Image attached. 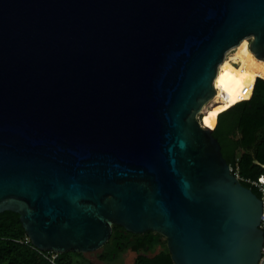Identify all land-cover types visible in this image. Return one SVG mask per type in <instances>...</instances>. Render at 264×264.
<instances>
[{"label": "water", "instance_id": "water-1", "mask_svg": "<svg viewBox=\"0 0 264 264\" xmlns=\"http://www.w3.org/2000/svg\"><path fill=\"white\" fill-rule=\"evenodd\" d=\"M246 37L264 60V0H0V211L39 250L118 224L174 264H256L261 200L197 119Z\"/></svg>", "mask_w": 264, "mask_h": 264}, {"label": "trees", "instance_id": "trees-1", "mask_svg": "<svg viewBox=\"0 0 264 264\" xmlns=\"http://www.w3.org/2000/svg\"><path fill=\"white\" fill-rule=\"evenodd\" d=\"M254 82L251 97L238 102L240 88ZM213 84L216 101L200 117V123L209 127L207 120L212 125L211 134L218 140L223 157L237 171L241 184L259 196L247 180L264 173V68L252 54H247L222 66ZM213 112H216L214 117ZM100 248L98 260L113 259L116 252L131 249L136 253L135 264H174L166 238L152 230L131 233L113 224L108 240ZM53 254L56 256L51 261ZM0 264H94V261L86 252L35 248L25 233L19 213L3 210L0 211Z\"/></svg>", "mask_w": 264, "mask_h": 264}, {"label": "rangeland", "instance_id": "rangeland-1", "mask_svg": "<svg viewBox=\"0 0 264 264\" xmlns=\"http://www.w3.org/2000/svg\"><path fill=\"white\" fill-rule=\"evenodd\" d=\"M250 42V37H246L245 39H243L239 45L228 49L225 54H224V58L222 60V62L220 63L218 70L228 64L231 63L235 60H239L244 58L247 54H251L249 51V47H248V42ZM245 45L247 46L245 48ZM262 64V68H264V63L260 62ZM218 72V71H217ZM218 96V95H217ZM216 100L212 99L210 100L208 103H206V105L203 108V113L215 102ZM209 105V106H207ZM197 119L200 120V116H197ZM87 256L92 258L94 261V264H135L134 260H135V256L136 253L133 252L131 249H126L124 251H119L116 252L115 257L112 258H107L104 260H98L97 259V254L101 253V248L96 249L94 251H88L86 252Z\"/></svg>", "mask_w": 264, "mask_h": 264}, {"label": "built area", "instance_id": "built-area-1", "mask_svg": "<svg viewBox=\"0 0 264 264\" xmlns=\"http://www.w3.org/2000/svg\"><path fill=\"white\" fill-rule=\"evenodd\" d=\"M247 42L249 44V41H247ZM217 71H218V68H217ZM257 78H261V77H257ZM254 84H255V82L252 83V84L243 85L240 88L238 102L243 101V100H247V99H249L251 97L252 92H253V88H254ZM207 106H209V105H207ZM203 114H204L203 111H201V113H199L198 115L201 118H203V116H202ZM230 171L238 180L240 179L237 171H233V169L231 167H230ZM261 177H264V173L259 174L255 179H251V180L248 179L247 180L260 193L259 198H260L261 204H262V211H261V215H260L259 228L262 230V233H263V241H262V246H261V254H260V257H259V259H258L256 264H264V183L260 182V178ZM55 256H56V254H53L50 260L52 261V259Z\"/></svg>", "mask_w": 264, "mask_h": 264}, {"label": "bare ground", "instance_id": "bare-ground-1", "mask_svg": "<svg viewBox=\"0 0 264 264\" xmlns=\"http://www.w3.org/2000/svg\"><path fill=\"white\" fill-rule=\"evenodd\" d=\"M243 39H245V38H243ZM243 39H241L240 42H241ZM240 42H239L237 45H239ZM237 45H236V46H237ZM249 51H250V49H249ZM250 53L252 54L251 51H250ZM252 56H253L257 61L264 63V60L255 57L253 54H252ZM219 65H220V64H219ZM218 67H219V66H218ZM216 76H217V72H216V74H215V76H214L213 83H214V80L216 79ZM213 86H214V84H213ZM214 88H215V87H214ZM215 96H216V89H215L214 94L212 95V97H211L210 100H212ZM210 100H209V101H210ZM209 101H208V102H209ZM208 102H207V103H208ZM205 105H206V103L203 104V106L201 107V109H200L201 111L203 110V108H204Z\"/></svg>", "mask_w": 264, "mask_h": 264}, {"label": "snow or ice", "instance_id": "snow-or-ice-1", "mask_svg": "<svg viewBox=\"0 0 264 264\" xmlns=\"http://www.w3.org/2000/svg\"><path fill=\"white\" fill-rule=\"evenodd\" d=\"M247 46L245 45V48H246ZM223 78H221V80H222ZM235 101L233 100V103H234ZM217 111H223V109H218ZM213 117L216 115V112H213L212 114H211ZM205 123L206 124H208V126L209 127H212V125L206 120L205 121Z\"/></svg>", "mask_w": 264, "mask_h": 264}, {"label": "clouds", "instance_id": "clouds-1", "mask_svg": "<svg viewBox=\"0 0 264 264\" xmlns=\"http://www.w3.org/2000/svg\"><path fill=\"white\" fill-rule=\"evenodd\" d=\"M260 182H261V183H264V177H261V178H260Z\"/></svg>", "mask_w": 264, "mask_h": 264}]
</instances>
